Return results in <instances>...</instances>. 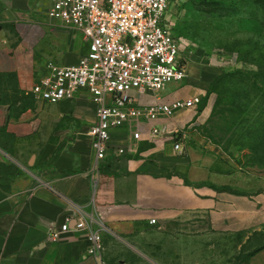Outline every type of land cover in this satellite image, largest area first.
<instances>
[{"label": "crops", "instance_id": "obj_1", "mask_svg": "<svg viewBox=\"0 0 264 264\" xmlns=\"http://www.w3.org/2000/svg\"><path fill=\"white\" fill-rule=\"evenodd\" d=\"M49 7L50 0H0V78L13 75L30 90L48 63L74 64L87 51L82 32L49 18ZM78 39L86 43L85 51L73 49V60L62 64L66 48ZM167 88L161 92L164 100L200 92L191 87L182 96L175 91L166 95ZM74 100L91 102L85 94ZM91 104L93 115L84 117L77 106V121L64 122L55 142L50 133L44 136L52 126L46 123L56 111L71 110L52 107L40 112L35 127L22 121L24 115L8 123L18 138L26 135L35 145L58 150L29 188L19 191L0 184V264H162L159 258H180L185 252L190 259L194 245L210 242L212 235L244 238L239 248L264 235V180L259 185V176L245 174L219 144L201 133L206 109H182L162 117L158 124L165 126L164 136L143 139L125 157L94 167L88 132L95 119ZM111 134L114 145L128 146L124 129ZM176 138L182 153L173 148ZM82 219H93L92 227L103 239L104 249L95 256L87 255L86 230L74 228ZM67 220L70 228L53 239L51 230L60 231ZM169 242L178 244L175 253H169ZM247 263L264 264V246L251 252Z\"/></svg>", "mask_w": 264, "mask_h": 264}, {"label": "rangeland", "instance_id": "obj_2", "mask_svg": "<svg viewBox=\"0 0 264 264\" xmlns=\"http://www.w3.org/2000/svg\"><path fill=\"white\" fill-rule=\"evenodd\" d=\"M168 24L174 35L185 40L188 74L183 81L170 83L166 95L175 91L182 96L185 89L197 88L201 102L190 109H206L201 133L219 144L245 174L259 176V185L263 186L264 0H175L168 11ZM55 44L52 40L51 52L56 57ZM86 47L78 39L66 48L68 53L61 59L62 64L73 60L70 51H85ZM231 58L233 62H229ZM76 103L68 100L48 105L36 100L13 75L0 78V184L14 186L19 191L29 188L37 172L49 167L48 159L58 150V147L35 145L26 135L18 138L8 129V123L24 115L22 121H29L35 127L40 112L51 111L52 107L71 110L70 114L56 111L46 123V127L52 126L43 131L44 136L47 138L50 133L51 142H55L61 136L64 122L77 121L73 114L77 106L84 117L93 115L91 102ZM87 120L86 117L83 123ZM243 241L244 238L234 235H212L210 242L194 245L195 256L190 259L185 252L184 257H163L159 262L248 264L251 252L264 246V235L255 236L239 248ZM177 245L167 243L170 254L175 253Z\"/></svg>", "mask_w": 264, "mask_h": 264}, {"label": "built area", "instance_id": "obj_3", "mask_svg": "<svg viewBox=\"0 0 264 264\" xmlns=\"http://www.w3.org/2000/svg\"><path fill=\"white\" fill-rule=\"evenodd\" d=\"M175 0H50L49 18L80 30L87 51L70 65L48 63L45 73L30 88L32 96L45 104H58L85 94L94 104V122L88 129L93 166L117 161L143 139L164 136L158 120L176 111L196 107L201 98L161 96L170 83L186 79V43L172 33L168 11ZM229 62H233L231 58ZM124 129L128 146L114 145L112 130ZM130 145V146H129ZM176 152H183L178 138ZM67 220L58 239L70 227ZM89 221L76 220V230H86L87 255L104 249L103 239ZM156 223V219H151Z\"/></svg>", "mask_w": 264, "mask_h": 264}]
</instances>
